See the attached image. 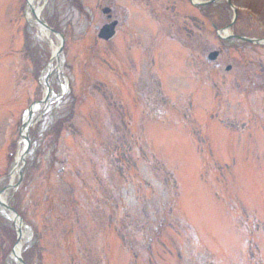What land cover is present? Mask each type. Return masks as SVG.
<instances>
[{"label": "rangeland", "instance_id": "374dc122", "mask_svg": "<svg viewBox=\"0 0 264 264\" xmlns=\"http://www.w3.org/2000/svg\"><path fill=\"white\" fill-rule=\"evenodd\" d=\"M105 2L0 0V264H264V0Z\"/></svg>", "mask_w": 264, "mask_h": 264}, {"label": "flooded vegetation", "instance_id": "af4514ba", "mask_svg": "<svg viewBox=\"0 0 264 264\" xmlns=\"http://www.w3.org/2000/svg\"><path fill=\"white\" fill-rule=\"evenodd\" d=\"M134 1L140 6L145 5V8H149L150 0H134ZM117 2L118 0H106L105 6H104V8L108 9V13L104 15V19L110 18V21L116 22V30L119 25L123 24L124 17H125V16H121L120 14H118L117 11L123 9V7L121 6V4H118Z\"/></svg>", "mask_w": 264, "mask_h": 264}, {"label": "bare ground", "instance_id": "6f19581e", "mask_svg": "<svg viewBox=\"0 0 264 264\" xmlns=\"http://www.w3.org/2000/svg\"><path fill=\"white\" fill-rule=\"evenodd\" d=\"M194 1L196 2V1H198V0H194ZM30 2H31V4H34L35 0H30ZM39 12H40V9H35V10H33V15H34L35 17H38V16H39ZM41 29H42V32H43V33H42L43 37L46 36L47 33L45 32V30H43V28H41ZM33 109L35 110V109H37V108L34 107ZM34 110H33V111H34ZM30 124H31V123H30V120H29V121L26 120V123H25V126H26V127H25V129H24V131H23L24 135L28 133V128H29ZM26 132H27V133H26ZM21 154H22V152H19L17 159L20 158ZM13 174H14V173H13ZM1 201H4V199L0 197V202H1ZM15 222L17 223L18 221L15 220ZM21 244H22V243H21V241H20L19 244L16 245V247H15V249H14V253L12 254V258L15 259V258L20 254V251H21V246H20V245H21Z\"/></svg>", "mask_w": 264, "mask_h": 264}, {"label": "water", "instance_id": "95a60500", "mask_svg": "<svg viewBox=\"0 0 264 264\" xmlns=\"http://www.w3.org/2000/svg\"><path fill=\"white\" fill-rule=\"evenodd\" d=\"M112 35H113L112 27H107V28L104 27V29L101 30L99 37H100V38H104V39H108V38H110ZM230 38L233 39L234 37H230ZM235 39H236V38H235ZM239 39H240L241 41H248V40L243 39V38H239ZM249 42H251V43H255V44L258 43V41H252V40H249ZM217 55H218V54H217L216 52H214V53H212V54H210V55L208 56V59H209L210 61H213V60L216 59ZM0 206H1V205H0ZM18 260H19V258H18ZM19 261H20V260H19Z\"/></svg>", "mask_w": 264, "mask_h": 264}]
</instances>
